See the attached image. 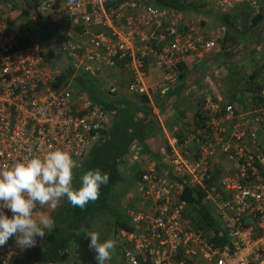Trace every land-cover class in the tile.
Here are the masks:
<instances>
[{
  "label": "built area",
  "instance_id": "2783aa9c",
  "mask_svg": "<svg viewBox=\"0 0 264 264\" xmlns=\"http://www.w3.org/2000/svg\"><path fill=\"white\" fill-rule=\"evenodd\" d=\"M117 1L34 0L26 10L55 22L59 38L48 47L37 38L19 50L23 37L8 10L0 12V167L54 148L74 158L78 153L79 161L89 156L110 119L80 91L78 77L103 86L110 97L124 87L151 105L168 96L183 71L196 75L192 65L209 58L226 33L221 24L205 34L180 13ZM192 1L214 3L220 17L242 3L264 16V0ZM150 64L161 74L155 85ZM66 71L70 79L58 85ZM260 71L241 104L202 92L200 116L184 139L162 147L158 159L145 157L135 183L144 211H131V229L118 232L128 264H264V62ZM129 152L142 153L137 145ZM186 187L199 191L217 226L215 236L194 225L183 199ZM21 256L15 236L0 247V264Z\"/></svg>",
  "mask_w": 264,
  "mask_h": 264
},
{
  "label": "trees",
  "instance_id": "16d2710c",
  "mask_svg": "<svg viewBox=\"0 0 264 264\" xmlns=\"http://www.w3.org/2000/svg\"><path fill=\"white\" fill-rule=\"evenodd\" d=\"M33 1H8L11 7L9 9L10 12L20 11L19 17L21 22H23L18 33L23 38L19 40L15 50L30 45L38 37H40L44 46L47 47L55 42L54 36H43L42 33L45 30L53 32L52 29H58L57 24L50 18L39 19L37 14H29L26 10V7L31 6ZM124 1L128 0H118L117 3ZM129 1L139 2L159 10H171L182 14L189 20H193L190 18L192 16H205L208 18H213L215 15L220 16L212 2L192 0ZM212 9H215V11H212ZM219 20V24L225 27L226 33L224 39L217 45L213 54L206 61H210L209 64L218 62L222 65L223 71H221V74L225 75L223 85L227 88L222 98L231 105H238L246 98L242 93L246 92L248 96L252 93L254 81L260 75V68L255 67L250 73L246 74L245 78L242 80L238 79V82L233 81L232 74L230 75L229 72H235L234 67L240 65V62L246 64L254 56H257L259 52L257 47L256 49L250 46L247 47L244 37L248 36V34H255L256 28H261L258 34L264 40V16L256 14L253 8L242 3L236 5L232 11L220 17ZM260 25L263 26L261 27ZM46 57L49 61L52 59L53 53L50 52V49L47 51ZM70 77L71 71L62 73L58 80V85H66ZM184 79V75L179 76L181 82H184ZM79 89L94 105L107 113L111 127L103 133V138L91 150L89 156L80 160L82 162L81 166L74 170L73 184L74 187L78 188L81 175L90 169L96 168L109 174V182L101 186L99 198L94 202H90L84 209L73 207L66 198H61L54 202V206L53 202L45 205L39 204V211L42 209L44 213H47L48 217L55 221L56 227L54 231L42 238L44 242L35 249L34 256L29 264H66L71 258V249H74L73 257L77 264H96L94 253L88 249L87 232L92 231L91 226L95 216L105 210H109L110 202L113 199L112 192L123 181L121 173L124 157L129 153L133 145H137L147 158L158 159L159 156V151H149L144 142L147 130L160 131L157 119L149 108L134 111L133 113L128 112L121 104L111 108L110 103L105 104L99 97L95 86L88 83L85 79L80 81ZM141 101L146 104L144 98ZM131 115L134 117L132 121H128L127 118L130 119ZM199 116L200 112L197 113L196 117ZM183 199L189 204L195 214L193 217L194 225L204 232H211L215 236L218 233L217 226L211 218L210 211L202 205L199 191L192 187H186ZM130 229L129 225L123 223L118 225V230ZM21 250L22 257H24L27 252L24 249Z\"/></svg>",
  "mask_w": 264,
  "mask_h": 264
},
{
  "label": "clouds",
  "instance_id": "9594fccd",
  "mask_svg": "<svg viewBox=\"0 0 264 264\" xmlns=\"http://www.w3.org/2000/svg\"><path fill=\"white\" fill-rule=\"evenodd\" d=\"M67 150L50 149L42 157L29 154L21 160L0 167V247L15 236L21 249L33 247L37 238L55 230V221L47 216L36 218L35 206L66 198L73 206L84 209L100 196L102 185L109 182V174L99 168L90 169L74 187V170L81 166L79 154ZM264 162V161H262ZM4 209L12 213L9 217ZM88 249L94 253L96 264H107L112 258L116 242L101 240L100 233L88 231Z\"/></svg>",
  "mask_w": 264,
  "mask_h": 264
},
{
  "label": "crops",
  "instance_id": "0c3cea01",
  "mask_svg": "<svg viewBox=\"0 0 264 264\" xmlns=\"http://www.w3.org/2000/svg\"><path fill=\"white\" fill-rule=\"evenodd\" d=\"M8 1L9 0H0V12L2 10H5L4 7H6V5H10ZM18 20H20V17H18ZM22 23L23 22H21L20 20L17 24L21 27ZM12 26L14 27L16 32L19 33L21 29L18 30L15 24H12ZM52 30L55 34L54 39L56 42L58 37L57 33L60 31V28L58 27V29ZM38 39L41 40L40 37H38ZM51 58L52 59L50 61L52 62L56 60V56L54 54ZM209 63L210 61L206 63L207 68H209L210 66ZM192 69L194 70V72L196 70H199V68L195 66V63L192 65ZM186 72L187 70L183 71L182 75H186ZM199 73H201V71L197 72L196 75L194 73L188 76L184 75V82H181L178 77V80L175 82L168 96L165 99L156 98L157 100L151 105H146L142 103L140 99L127 94L124 87L123 92L114 98L108 97L106 89L103 86L95 85V88L98 91L97 94L99 95V97H101L105 104L110 103L111 108H115L117 105L119 106V104H121L123 108L127 109L128 112L132 113L134 111L149 108L151 110V113L156 117L157 122L160 126L159 130L161 132L152 130L150 131V129L147 130L144 142L145 145L148 147L149 151H159L160 149H162V147H166L167 144L171 142L174 138L182 141L186 136V133L188 132V128L191 125V122L195 120L197 113L200 112L198 106V98L202 92L206 91V89H210V87L212 86V81L211 78H208L210 77L208 76V74H204V71L202 73V76L204 75V78H202L203 80L198 81L197 74ZM213 74H218V72H213ZM150 75L151 85H155L160 82L161 74L153 64H150ZM80 81H83V77H78L76 79L77 86H80ZM133 117L131 115V118H127V120L132 121ZM109 127H111V123ZM145 164L146 160L143 153L133 154L129 152L123 159V168L121 173L123 183L126 184L129 189L135 191L138 196V199H136L135 195H133L132 193H128L126 195L124 201H128L127 204L129 206L131 204L138 206L139 204L138 202L140 198L135 183L138 180L140 174L144 171ZM40 215L48 217L47 213H44L42 209L40 210V213L38 215L39 218ZM74 261L75 259L71 261L70 258L69 262L66 264H73ZM27 263L29 264V262L26 261V259L22 256L19 260L14 262V264Z\"/></svg>",
  "mask_w": 264,
  "mask_h": 264
},
{
  "label": "rangeland",
  "instance_id": "374dc122",
  "mask_svg": "<svg viewBox=\"0 0 264 264\" xmlns=\"http://www.w3.org/2000/svg\"><path fill=\"white\" fill-rule=\"evenodd\" d=\"M5 10H8L10 13V19L13 21V24L17 27L19 30L20 26H18V17L20 15V11L16 12H10L9 9H11L10 5L4 7ZM212 11H215V9H212ZM193 19V22H198L200 23V28L201 30L206 34L212 32L216 26L220 23V16L215 15L213 18H208L205 16H199V17H190ZM43 36H55L53 32H48V30H45L42 33ZM245 43H247V47L250 46L251 48L258 49V53H260L257 56H254L253 59L250 60L248 63H242L240 62V65H236L234 67L235 72H229V74L232 76L233 81L238 82L239 80H242L243 78L246 77V74L250 73L252 69L255 67H261L262 63L264 62V40L259 37L258 31L255 32L253 35H249L244 37ZM243 60V59H242ZM221 61V60H220ZM207 61L203 60L200 62V64H195L199 68L197 70L198 72L201 71V73L197 74L198 81L203 80L204 75L202 76V73L204 71V74H208L209 79L211 78L212 81V86L209 89V91H214L217 95L222 97L225 94L226 91V86L223 85V79L225 78V75H222L220 70L223 71V67L221 64L218 62L211 63L209 68H207L206 65ZM244 66V67H243ZM248 71V72H246ZM213 72H218V74H213ZM262 74V71H260V75ZM217 76V77H216ZM244 97H248V94L246 92L242 93ZM128 193H132L135 195V198L138 199L137 193L135 191H132L129 189V187L126 186V184L120 183L118 186H116L112 192L113 199L110 202V207L109 210L103 211V213H99L98 215L95 216L92 222L91 230L96 231L100 233L101 240H107V239H112L116 242L115 249L112 252V258L110 261L107 262V264H128L126 259H125V253H126V244L124 242L119 241L118 239V225L119 223H123L126 225H130V220L128 217V214L131 211H144V208H140L137 205H128V201H124L126 195ZM140 198V196H139ZM124 201V202H123ZM140 205L142 202L141 198L138 202ZM130 204V203H129ZM144 206H146L144 204ZM44 209V208H43ZM42 216V215H40ZM39 219V217H38ZM44 240L42 238H37V243L33 247L26 248V255H24V258L26 261L30 262L31 259L34 256L35 249L39 247L40 244H43ZM74 249H71V261L74 259L73 257Z\"/></svg>",
  "mask_w": 264,
  "mask_h": 264
}]
</instances>
